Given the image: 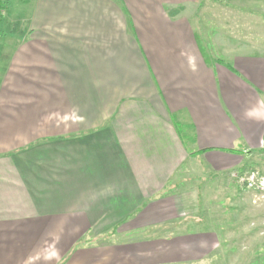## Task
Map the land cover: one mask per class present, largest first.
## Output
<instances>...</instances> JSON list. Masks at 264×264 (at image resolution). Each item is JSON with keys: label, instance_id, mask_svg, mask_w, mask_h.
Masks as SVG:
<instances>
[{"label": "crops", "instance_id": "0c3cea01", "mask_svg": "<svg viewBox=\"0 0 264 264\" xmlns=\"http://www.w3.org/2000/svg\"><path fill=\"white\" fill-rule=\"evenodd\" d=\"M257 38L264 0H35L0 35V264L223 243L211 200L264 151Z\"/></svg>", "mask_w": 264, "mask_h": 264}, {"label": "rangeland", "instance_id": "374dc122", "mask_svg": "<svg viewBox=\"0 0 264 264\" xmlns=\"http://www.w3.org/2000/svg\"><path fill=\"white\" fill-rule=\"evenodd\" d=\"M3 1L7 2V9L0 31L7 33V36L11 31H23L24 22L35 0ZM250 41H254L257 50H264V38ZM200 42L206 50L210 47V40L201 39ZM248 160L249 166H245L243 172L252 171L264 176V151L252 152ZM180 174H183L182 170ZM234 184L238 186L236 182ZM230 190L224 187L222 195L217 193L218 196L211 200L212 205L224 208L223 231L217 234L223 239V243H213L200 249L185 248L193 258L195 256L202 259L199 262L181 264H264V203L254 202V194L242 188L239 189L238 198L229 201L226 196L231 195ZM208 216L209 220H213L212 218L220 216V210H210Z\"/></svg>", "mask_w": 264, "mask_h": 264}, {"label": "built area", "instance_id": "2783aa9c", "mask_svg": "<svg viewBox=\"0 0 264 264\" xmlns=\"http://www.w3.org/2000/svg\"><path fill=\"white\" fill-rule=\"evenodd\" d=\"M231 178L240 188L254 194V202L264 203V176H260L258 173L252 171H233Z\"/></svg>", "mask_w": 264, "mask_h": 264}, {"label": "trees", "instance_id": "16d2710c", "mask_svg": "<svg viewBox=\"0 0 264 264\" xmlns=\"http://www.w3.org/2000/svg\"><path fill=\"white\" fill-rule=\"evenodd\" d=\"M6 9H7V2L0 0V24L4 18V13L6 12Z\"/></svg>", "mask_w": 264, "mask_h": 264}]
</instances>
